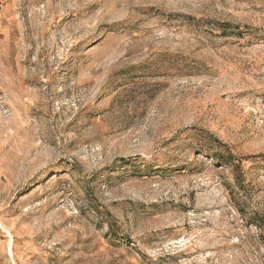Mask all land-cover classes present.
Returning a JSON list of instances; mask_svg holds the SVG:
<instances>
[{"label": "rangeland", "instance_id": "rangeland-1", "mask_svg": "<svg viewBox=\"0 0 264 264\" xmlns=\"http://www.w3.org/2000/svg\"><path fill=\"white\" fill-rule=\"evenodd\" d=\"M0 264H264V0H0Z\"/></svg>", "mask_w": 264, "mask_h": 264}]
</instances>
